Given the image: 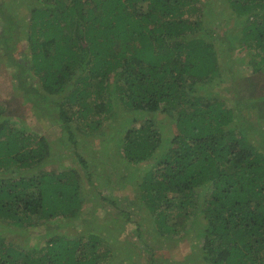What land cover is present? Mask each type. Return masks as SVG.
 <instances>
[{
    "label": "trees",
    "instance_id": "obj_1",
    "mask_svg": "<svg viewBox=\"0 0 264 264\" xmlns=\"http://www.w3.org/2000/svg\"><path fill=\"white\" fill-rule=\"evenodd\" d=\"M5 1L2 53L17 68L10 80L20 90L9 93H19L20 104L31 102L34 117L47 112L39 109L47 104L55 109L48 116L69 137L72 127L86 129L85 122L123 128L127 121L117 120L115 111L124 108L146 117L114 147L125 169L142 170L135 206L148 215L149 233L161 238L149 241L142 221H132L133 234L146 239L140 249L148 264L185 262L172 253L159 256L152 242L167 252L166 242L190 248L186 256L195 251L200 258L193 264H264V147L256 143L264 129L256 123L264 117V0H226L241 24L237 46L245 74L235 72L231 54L225 68L220 64L225 35L233 51L228 34L216 36L205 25L198 30L202 14L217 16L219 0ZM17 1L29 9L26 21L8 6ZM221 15L226 19L225 11ZM215 77L230 80L232 104L227 88L205 83ZM16 109L0 102V264H138L137 256H125L124 240L102 239V225L96 231L79 219L81 173L40 167L49 153L47 137L26 132ZM163 115L174 133L159 131ZM96 152L80 150L76 158L89 178ZM104 189L98 195L120 208ZM54 219L43 225V239L22 244L33 227Z\"/></svg>",
    "mask_w": 264,
    "mask_h": 264
},
{
    "label": "rangeland",
    "instance_id": "obj_2",
    "mask_svg": "<svg viewBox=\"0 0 264 264\" xmlns=\"http://www.w3.org/2000/svg\"><path fill=\"white\" fill-rule=\"evenodd\" d=\"M8 1L9 0H6L5 2L9 3ZM8 6L12 10L17 9L23 19L24 16L26 18L29 15V9L24 6V2L22 1L8 4ZM215 7L216 10L214 11V13H218L217 16H214V20H212L207 15L202 14L200 16L201 24L198 30L201 31L202 25H205L206 27H209L216 36L217 33L219 35L228 34L232 46L231 49L233 51L232 53H230L229 50L227 51V38L225 35V39L221 44L222 48H218L220 64L223 68H225L227 66L226 61H229L228 57L231 54L235 59V62L233 64L235 72L239 70V73L245 74L246 72L244 68H242L243 66L240 62L241 51H238L237 46L241 36V24L240 22H238L235 16L230 13L229 4L226 0H219L215 2ZM222 11L226 12V19L222 17ZM23 21L26 20L24 19ZM24 36L25 33H21V41L24 40ZM221 39L222 38H217V41L220 42ZM2 50V40L0 36V102H5L11 110H14L17 107L15 112H23V116L19 117L18 119L19 125L24 124L26 132H28L30 135L35 137L37 134L43 133L44 137H47V149L49 153L46 154V158L43 160L44 162L42 165H40V167H44L45 165V167L49 170L57 169L59 171L71 167L76 168L79 171V174L81 173L80 184L83 190V206L79 211V219L81 218L88 221V225L91 222L88 227H93L96 231H98V227L102 225L106 229V235H102V239L104 237L109 238L110 236H113L112 238L119 237L120 239L124 240L121 242V245L123 249H125V254L127 253V255H125L126 257L137 256L138 259H140L138 264H148L149 259L147 255L142 251V249H140L143 247V241L146 239H140L138 236L133 234L135 224L132 221H142L140 230L148 238L149 241H152L153 239L160 240L161 238L152 236L149 233L150 223L147 220L148 215L142 208L135 206L136 203L139 204V201L138 194L135 191L136 186H134V183L138 174H140V171L142 170L141 168H139L137 171L135 170L134 172H130L129 170H127V168L125 169L122 166V162L120 160L121 156L119 155V153L117 154V148L114 147L116 141L119 140V143H121L123 134L126 130L131 129L133 126H138L146 117L138 116L135 114V112H133L132 109L124 108L121 111H115V118L117 120L126 119L127 121L123 128L108 129L103 125H93L95 124V122H93L92 125L85 122L84 128L86 127V129H76L75 127H72L71 131L74 137H69L66 131L62 130L60 124H57L54 118L52 119L50 116H48L49 114H52L51 112L55 110L54 108L49 107L47 104H42L39 109H45L47 112L42 114L41 117H37L39 116V114L34 117V113H37L38 110L32 106L31 102H26L25 105H23L24 103L20 104L21 100L18 96L20 94L9 93L11 92V89L15 90L17 88L19 90L16 81L14 79L10 80V74L14 73L15 69L17 68L9 65L8 62H6ZM35 80L36 78L34 77L33 81ZM216 81L217 83L221 84L220 87H224L220 89V91H223L225 88H227V93H224V95L226 99H228L230 104H232L235 98L234 92L232 88H230V80L224 79L223 81H218V78L215 77L212 80L207 79L205 83L213 84L216 83ZM109 83L110 89L113 88V82H111L110 80ZM205 88L206 87L202 85L201 89L199 90H205ZM111 94H113V91L111 92ZM249 110L250 113H254L256 112V107L251 106ZM94 117L100 118V121L104 124L105 121L102 116L94 115ZM160 118L163 120L164 125L162 127L158 126L159 131L166 135L168 133H174V125L168 121L166 116L163 115ZM10 119H12L13 121L16 120V118L13 119V117H10ZM132 119H134V122L132 121ZM259 122L262 123V126H257L264 127V117L256 121V123ZM256 123L254 122L253 125L255 126ZM75 126L77 127V124H75ZM91 126L95 127V129L93 127L91 128ZM39 130H42L43 132ZM260 132V134H257L259 140L256 141V143L260 144L261 147H264V129L260 130ZM109 140L111 142L108 143ZM104 147L105 149H103ZM166 147V144H164L163 149H166ZM80 150H84V156L86 153H88V151L92 153L97 151L96 153H99L96 156L98 160H96L94 163V166L92 168L93 175L90 178L87 177L85 168H83L76 159L80 153ZM108 152L112 153V155L109 157ZM3 171L4 173L6 172V170ZM101 188H105V193H108L110 195V198L115 200L118 204L117 206H119L120 208L115 207L111 202L103 200L101 196L98 195L96 190H101ZM127 209L129 211L128 214H126L125 211ZM115 220L117 221L118 226L113 222ZM54 221L57 220H46L42 225L33 227L32 234L30 232V239L28 238L23 240L22 238L20 239V241L25 245L27 242H29V244H32V242L40 241L41 239H43V234L45 231L43 225L50 222L52 224L54 223ZM79 224L80 221L78 225ZM107 226L111 227L112 230L109 231ZM5 229V233L9 234V231H7V227H5ZM9 230L12 231L11 229ZM73 230L74 229L71 228L69 231L72 232ZM14 235L16 234L14 233ZM160 244L161 243L158 242H152L151 244V247L156 248L155 250L157 253H159V256H170V254L172 253V257L176 258L177 261L183 262L184 260L185 262H183V264H193L200 262V258L198 256L197 258H195L194 256L196 255L195 251H193V254L190 255V257L186 256L190 251V248L187 249L186 245L185 248L187 250L185 249L184 251L182 250V248L184 247L183 245H181L180 247V245H178L177 243L173 242L171 244L170 242H166L165 246L170 244L169 246L170 248H172V251L167 252V250L165 251L164 249H160ZM121 259H123L122 255ZM157 260L158 259L156 257V261ZM159 264L167 263L163 262Z\"/></svg>",
    "mask_w": 264,
    "mask_h": 264
}]
</instances>
